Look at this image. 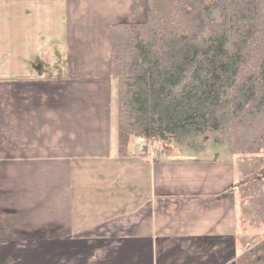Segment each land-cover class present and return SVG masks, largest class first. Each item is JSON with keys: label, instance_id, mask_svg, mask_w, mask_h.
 Instances as JSON below:
<instances>
[{"label": "crops", "instance_id": "obj_1", "mask_svg": "<svg viewBox=\"0 0 264 264\" xmlns=\"http://www.w3.org/2000/svg\"><path fill=\"white\" fill-rule=\"evenodd\" d=\"M147 15L0 0V264H264V232L239 242L235 161L119 152L110 26Z\"/></svg>", "mask_w": 264, "mask_h": 264}, {"label": "trees", "instance_id": "obj_2", "mask_svg": "<svg viewBox=\"0 0 264 264\" xmlns=\"http://www.w3.org/2000/svg\"><path fill=\"white\" fill-rule=\"evenodd\" d=\"M110 72L120 154L134 135L224 144L241 218L264 229V0H148L146 20L110 26Z\"/></svg>", "mask_w": 264, "mask_h": 264}, {"label": "rangeland", "instance_id": "obj_3", "mask_svg": "<svg viewBox=\"0 0 264 264\" xmlns=\"http://www.w3.org/2000/svg\"><path fill=\"white\" fill-rule=\"evenodd\" d=\"M209 145L212 148H208V149L206 148L207 153H210L213 155V153L215 152L216 153L215 155L217 156L226 157V159H230L231 161H234L233 160L234 157L232 153H229L228 151L227 152L224 151L225 150L224 144H219V147H217L213 145L212 141H210ZM131 147L135 148V152L138 154H145L149 151V154H151L153 158L154 156H157L158 153L162 155H165V154L166 155H170V154L176 155V154H181V151H182L183 154L185 155V154H196L198 152H206V151H199V150H196L190 147L187 148L186 146H183L177 142L164 139V138H160L158 136L152 137L151 139H147L144 137L134 135L132 138ZM237 198H238V206H239V212H240V223H239L240 224V235L247 234V236H251L257 233L264 232V229H260L259 231L254 225H251V223L249 222L250 221L249 219L245 220L244 218L243 219L241 218V210H240L241 201H240L238 190H237ZM259 239L260 237L256 239L255 242L253 241V243H251L247 247L256 245Z\"/></svg>", "mask_w": 264, "mask_h": 264}]
</instances>
